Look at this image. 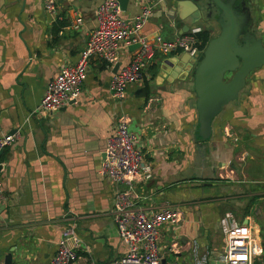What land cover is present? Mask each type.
<instances>
[{
  "label": "crops",
  "instance_id": "obj_1",
  "mask_svg": "<svg viewBox=\"0 0 264 264\" xmlns=\"http://www.w3.org/2000/svg\"><path fill=\"white\" fill-rule=\"evenodd\" d=\"M101 1L58 0L51 15L45 0H0V136L19 135L0 161V264L11 251L14 264H49L66 227L81 239L73 264H119L127 247L111 209L115 190L124 185L102 177L99 168L121 116L153 172L133 184L138 204L148 214L166 205L180 211L177 224L160 229L163 261L223 264L226 213L250 226L259 259L263 250L252 214L264 205V67L249 73L205 140L197 137L196 96L190 62L179 58L183 52L157 53L144 81L129 85L121 101L109 90L114 66L92 58L75 101L47 116L35 112L51 78L78 60ZM149 1L152 14L140 32L182 34L181 8L171 0ZM246 1L252 30L264 46V0ZM140 6V0H129L122 17L131 20ZM196 25L211 38L220 31L212 19ZM131 52L121 45L120 67ZM153 84L156 92L150 94Z\"/></svg>",
  "mask_w": 264,
  "mask_h": 264
},
{
  "label": "built area",
  "instance_id": "obj_2",
  "mask_svg": "<svg viewBox=\"0 0 264 264\" xmlns=\"http://www.w3.org/2000/svg\"><path fill=\"white\" fill-rule=\"evenodd\" d=\"M57 2L58 0H45V9L51 15L56 12ZM140 2V11L131 20L122 17L118 0H102L98 4L94 12L96 26L89 33L78 60L72 65L63 66L51 78L35 110L38 115L47 116L75 101L86 78L90 60L96 58L113 67L118 63L121 45L138 43L139 47L131 52L130 61L119 66L111 77L109 90L112 98L117 101L125 99L129 85L144 81L148 66L157 53L188 52L192 56H200L203 50L199 47L197 33L201 28L198 26L174 37L159 34L150 37L140 32L149 20L154 6L149 0ZM77 23H80V19ZM226 135L231 136V133L227 130ZM17 136L18 133L0 136V151L11 146ZM103 154L99 174L124 185L115 190L111 209L117 233L127 247L118 263L168 264L160 254V229L164 224H177L180 221V211L166 205L148 214L138 204L139 197L133 190V184L138 180L151 179L153 172L144 153L137 146V136L129 127L126 117L118 118L113 133L106 141ZM4 197L0 178V201ZM221 229L226 239V248L220 256L223 264H254L261 251L256 250L250 226L241 224L232 214L226 213L221 220ZM80 245L81 239L74 227L64 228L49 264H73L78 258ZM195 264L206 262L202 259Z\"/></svg>",
  "mask_w": 264,
  "mask_h": 264
},
{
  "label": "water",
  "instance_id": "obj_3",
  "mask_svg": "<svg viewBox=\"0 0 264 264\" xmlns=\"http://www.w3.org/2000/svg\"><path fill=\"white\" fill-rule=\"evenodd\" d=\"M128 1L118 0L122 11L127 9ZM171 1L183 12L181 18L185 25L181 33L209 19L216 21L220 28L218 35L208 40L199 57L188 52L179 57L190 62L198 115L197 137L205 140L212 134L214 118L225 105L238 99L249 73L264 67V46L252 30V10L246 0ZM128 47L133 51L139 44ZM118 68L119 63H116L112 72L115 73ZM143 90L146 97V89ZM155 92L153 84L150 94ZM4 151H0V157ZM4 264H14L12 251L5 256Z\"/></svg>",
  "mask_w": 264,
  "mask_h": 264
},
{
  "label": "trees",
  "instance_id": "obj_4",
  "mask_svg": "<svg viewBox=\"0 0 264 264\" xmlns=\"http://www.w3.org/2000/svg\"><path fill=\"white\" fill-rule=\"evenodd\" d=\"M197 37L200 40V49L203 50L205 45L207 44L208 40L211 38L209 35V32L207 30H202L200 32L197 33ZM145 89H146V97L148 96V84H145ZM1 157H0V161H1ZM262 250L263 253L260 256L259 259L255 260L254 264H264V239L262 240Z\"/></svg>",
  "mask_w": 264,
  "mask_h": 264
},
{
  "label": "rangeland",
  "instance_id": "obj_5",
  "mask_svg": "<svg viewBox=\"0 0 264 264\" xmlns=\"http://www.w3.org/2000/svg\"><path fill=\"white\" fill-rule=\"evenodd\" d=\"M257 207H262V211L261 212L254 211L252 214L254 216L255 222L257 224V226H255L257 233H254V236L258 238V235H259L260 242H261L260 247L262 248V240L264 239V205L258 204ZM258 209H260V208H258ZM255 260H257V259H255ZM255 260H254V262H255Z\"/></svg>",
  "mask_w": 264,
  "mask_h": 264
}]
</instances>
